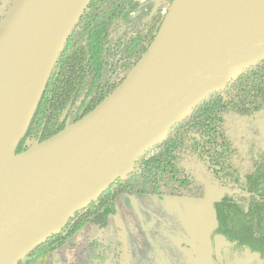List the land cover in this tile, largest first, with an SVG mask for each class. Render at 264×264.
Returning <instances> with one entry per match:
<instances>
[{
    "label": "water",
    "instance_id": "water-1",
    "mask_svg": "<svg viewBox=\"0 0 264 264\" xmlns=\"http://www.w3.org/2000/svg\"><path fill=\"white\" fill-rule=\"evenodd\" d=\"M89 1L64 37L25 131L0 163V264H20L63 231L77 212L133 174L139 159L162 144L198 105L264 58V0H207L158 44L168 12L147 51L115 90L77 122L41 142L27 141L17 153L56 61ZM65 2L13 0L4 13L0 128L26 63L56 24ZM204 185L210 201L222 198L217 185ZM209 231L205 227L202 238L205 257L213 251Z\"/></svg>",
    "mask_w": 264,
    "mask_h": 264
},
{
    "label": "trees",
    "instance_id": "trees-1",
    "mask_svg": "<svg viewBox=\"0 0 264 264\" xmlns=\"http://www.w3.org/2000/svg\"><path fill=\"white\" fill-rule=\"evenodd\" d=\"M13 0H0V23ZM174 0H148L142 12L139 0H90L83 9L67 38L56 64L47 81L37 109L17 153L25 149L27 141L41 142L63 130L93 110L126 78L147 51L169 12ZM233 95L227 105L232 110H243L250 98L264 97V58L250 64L244 74L230 82L221 93L209 96L194 109V117L174 127L162 144L147 151L137 162L136 170L120 179L98 200L96 209L81 211L74 215L64 231L50 237L39 247L41 253L66 248L69 238L89 219H108L116 212L125 193L133 195L201 197V186L185 170V156L199 147L194 133L200 134L209 158L217 159L224 166L230 161L227 150L219 156L212 153V137L223 143L226 138L222 128L212 127L219 120L212 114L224 101L222 94ZM72 102L67 119L60 121L63 110ZM226 106V105H225ZM190 126L188 129L186 126ZM212 142V143H211ZM206 147V148H207ZM226 165L225 168H228ZM249 192L260 196L252 198L248 211L242 204L226 195L214 204L217 225L215 233L229 242L248 247L252 252L264 250V168L248 176L243 182ZM108 198V201H106ZM102 212V213H100ZM100 222V221H98ZM90 252H96L92 245ZM262 249V250H261ZM76 263L90 262L93 254L84 257L83 249L75 251ZM60 264H67L64 255ZM58 258V259H59ZM79 261V262H78ZM26 259L20 264H24Z\"/></svg>",
    "mask_w": 264,
    "mask_h": 264
},
{
    "label": "flooded vegetation",
    "instance_id": "flooded-vegetation-1",
    "mask_svg": "<svg viewBox=\"0 0 264 264\" xmlns=\"http://www.w3.org/2000/svg\"><path fill=\"white\" fill-rule=\"evenodd\" d=\"M147 2L148 0H139L140 6L137 13L144 10ZM158 3L159 0H156L152 12L157 9ZM235 99L236 97L233 95L224 93L221 95V100L224 101L225 104L222 103L216 111L215 108L211 109L213 116L216 120L220 121L218 122L219 124L215 123L212 127L216 126L217 128H222V134H224L226 138L223 143H220L217 138L212 137L215 141L213 143L211 142L212 153L218 152L219 154V151L227 150V152L230 153L229 163L221 166L218 164L217 159L214 158L211 160L209 158L210 153L207 152L209 147H205V142L202 141L200 134L194 133L193 137L198 141L199 147L189 151L182 161V164L185 170H187L201 186L203 191V196L195 199H208L204 182H209L212 186L217 185V187L223 191L222 198L219 201L213 202V206L215 203L220 202L226 195H229L232 196L233 199H236V203L242 204L245 212H247L252 203V198L255 200L261 198L253 192H249L245 188L246 185H244L243 182L248 176L264 168V97L259 99H248L244 109L238 111L232 110L231 107L227 105V102L230 100L235 101ZM71 105L72 102H69L67 107L63 110L60 117L61 122L67 119ZM192 117H194V112L188 119L182 122ZM189 127L188 125L186 126L187 129ZM225 153H220L219 156H223ZM226 165L230 166L225 168ZM113 185H111V187ZM164 197L171 198L172 201L175 200L178 206H181V201H179L180 198H193L133 195L125 193L122 196L118 208L115 209L116 212L109 214L108 219H89L69 238L66 248L62 247L41 253L38 247L26 258L24 264H60L62 262V259L59 258L60 255H64L65 258L68 259L67 264L76 263L77 256L75 251H80L82 249L84 251V257L91 253L93 254L90 262L83 259L84 264H127L128 260L121 261V256H123V242L125 241L128 243H135L138 247L130 244L129 247L132 246L135 250L136 248L139 249L134 252L136 257H130V263L128 264H188V251H190L189 253L193 256L197 257V253L194 254L195 251L193 248L189 249V241H192V238H187V236L185 238L177 237L175 242L173 240L169 242V247L163 250L162 254L161 250H158L155 245L157 237L160 240L159 235H162V237L164 235V237H166L169 231H171L169 234H172L174 231L176 234L180 235V233L176 232L175 226L172 228V224L175 223V221H172L173 219H162L164 216L162 210L158 212L155 210L152 213L149 209L154 205H158V199ZM98 199L93 201L85 210H94L99 207L100 201ZM106 201H108V198H106ZM126 202L129 205H126ZM133 205L137 208L136 210ZM145 211H148L147 214H145ZM130 217L131 220H126V218L130 219ZM121 219L125 221L124 225L126 230H128L127 234H124L123 228L125 227L121 225V222L123 224ZM132 219H135L136 222ZM177 220L181 222V219ZM209 227L210 231L208 234L211 238L213 251L208 257H205L208 264H264V250L261 249L262 251L252 252L250 248L243 247V244L238 246L235 242H229L223 236L216 234L214 231L216 226ZM155 230L157 232H154ZM162 230H167V233ZM203 235L204 230L202 238ZM220 239L223 240L220 241ZM140 243H142L141 246H139ZM89 244L92 245L96 252L93 253L89 251L91 248L88 246ZM201 248L204 252L203 245ZM182 251L184 252L183 259L181 254ZM129 253L131 254L130 251ZM197 262L202 264V261H199L198 257Z\"/></svg>",
    "mask_w": 264,
    "mask_h": 264
},
{
    "label": "bare ground",
    "instance_id": "bare-ground-1",
    "mask_svg": "<svg viewBox=\"0 0 264 264\" xmlns=\"http://www.w3.org/2000/svg\"><path fill=\"white\" fill-rule=\"evenodd\" d=\"M87 1L66 0L56 24L41 40L26 63L25 69L15 86L8 115L0 128V163L7 159L12 141L25 131L48 70L63 45L65 35L71 28L81 7ZM206 1L175 0L157 37V43L165 41L178 31Z\"/></svg>",
    "mask_w": 264,
    "mask_h": 264
},
{
    "label": "rangeland",
    "instance_id": "rangeland-1",
    "mask_svg": "<svg viewBox=\"0 0 264 264\" xmlns=\"http://www.w3.org/2000/svg\"><path fill=\"white\" fill-rule=\"evenodd\" d=\"M26 144L27 142L25 143V145ZM179 201H181V206H178L175 200L172 201L171 198H166V197L161 198V199L159 198L158 205H154L149 208L152 213L155 210H157V212L162 210V212L164 213V216L162 217V219H173L172 221H175V223L172 224V228L175 226L176 232L180 233L179 235L173 231L172 234H169L171 231L167 233V230H162L163 232L167 233V235L166 237H164V235L163 237L162 235H159L160 240L156 236L157 239L155 240V243H156L155 245L158 248V250H161V254H162L163 250L169 247L170 245L169 242H171L172 240L175 242L177 237L185 238L187 236V238H192V241H189V249L193 248V250L195 251L194 254L197 253V257L199 261L200 260L202 261V264H208L205 258V254L201 248L203 245L202 233L205 227L217 225L213 202L207 198H204V199L180 198ZM126 205H129V204L126 202ZM133 207L135 206L133 205ZM134 209L136 210L137 208L135 207ZM147 212L148 211H145V214H147ZM177 219H181V222ZM123 220L124 219H121V221ZM126 220L128 221L131 220V217L130 219L126 218ZM132 220L136 222L135 219H132ZM124 224H125V221H123V224L121 222V225H123V227H125ZM196 228H197V232H196ZM123 229H124V234H127L128 230H126V227ZM154 232H157V231L155 230ZM129 244L132 246L135 245L136 247H138L133 242H129V243L126 241L123 242V245H124L123 250H122L123 256H121V261L128 260L127 264L130 263L129 262L130 257H133V256L136 257L134 252L139 250L138 248H136L135 250V248L132 246L129 247ZM141 244L142 243H140L139 246H141ZM129 251L131 252V254L129 253ZM189 252L190 251H188V254L186 253L188 255L187 256L188 264H197L198 263L197 257L193 256ZM181 254H182V259H183L184 252L182 251Z\"/></svg>",
    "mask_w": 264,
    "mask_h": 264
},
{
    "label": "crops",
    "instance_id": "crops-1",
    "mask_svg": "<svg viewBox=\"0 0 264 264\" xmlns=\"http://www.w3.org/2000/svg\"><path fill=\"white\" fill-rule=\"evenodd\" d=\"M127 200V199H126Z\"/></svg>",
    "mask_w": 264,
    "mask_h": 264
}]
</instances>
